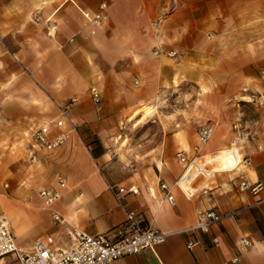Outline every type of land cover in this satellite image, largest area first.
I'll list each match as a JSON object with an SVG mask.
<instances>
[{"label":"crops","instance_id":"crops-1","mask_svg":"<svg viewBox=\"0 0 264 264\" xmlns=\"http://www.w3.org/2000/svg\"><path fill=\"white\" fill-rule=\"evenodd\" d=\"M102 2L107 20L92 35L81 9L96 11ZM77 3L0 0V212L18 246L50 236L69 247L73 228L105 233L136 211L143 227L169 235L111 264H264V191L238 188L242 179L264 184V0ZM49 17L55 37L46 34ZM93 89L102 94L101 110ZM240 102H253L258 116H246ZM67 105L78 132L54 151L32 148L28 132ZM143 105L154 108L151 117L128 121ZM207 124L214 137L184 168L176 153L191 154ZM246 126L239 142L252 166L236 170L229 149ZM59 175L67 187L46 206L40 192L59 188ZM130 185L139 193L119 192ZM211 207L225 217L208 231L186 230ZM243 237L251 246L240 251ZM190 240L199 243L189 249ZM0 264L21 263L8 254Z\"/></svg>","mask_w":264,"mask_h":264},{"label":"built area","instance_id":"built-area-1","mask_svg":"<svg viewBox=\"0 0 264 264\" xmlns=\"http://www.w3.org/2000/svg\"><path fill=\"white\" fill-rule=\"evenodd\" d=\"M65 3H73L78 5L77 0H64ZM108 4L102 2L96 11L81 9L83 17L87 23L92 26L90 33L96 34L97 27L101 26L107 20ZM38 21L39 17L35 16ZM46 34L55 37L58 31V25L51 17L46 19ZM73 40V39H71ZM157 55L174 56L176 51H163L158 48L154 51ZM264 77V72L262 73ZM245 91L247 88L244 89ZM92 98L98 110L103 108V97L100 91L93 89ZM76 99H73L74 102ZM0 99V108H1ZM69 105L60 107V115L50 121H46L32 128L28 132V139L32 148L39 147L47 151H54L61 147L70 137L72 133L78 132L77 123L68 114ZM123 128V127H122ZM57 131L53 134L54 131ZM216 127L214 125H202L198 129L197 142L193 146L192 153L189 154L185 150L176 153V157L186 168L193 160L201 156L203 148L214 137ZM243 153L244 155L240 154ZM234 151L238 159L239 168H249L252 166V159L245 154L242 149ZM242 157H241V156ZM34 159L35 156H32ZM203 177V175L201 176ZM178 180V179H177ZM176 181L175 184H177ZM59 188L43 189L40 195L46 206H51L54 202L61 198V189L67 187V179L61 175L57 177ZM196 185V183L194 184ZM110 189L114 185L109 184ZM161 187L167 190L165 199L174 202V195L170 191L166 183H162ZM238 188L241 192L250 191L254 195H259L264 191L262 181H254L251 179H242L239 181ZM120 193L131 192L139 193L137 185L121 186ZM184 192V191H183ZM188 198L195 195H189L184 192ZM260 200H264L262 197ZM55 220L61 221L62 218L58 213H53ZM225 215L219 213L214 207L202 210L198 213L196 223L186 230L192 231H208L215 224L220 222ZM142 218L136 211H128L126 213V221L105 233L92 235L84 230L73 228L69 231L71 238V246L59 247L54 243L53 237H45L37 239L28 249L20 248L16 242L15 235L11 228V221L5 212H0V258L8 254H14L21 264H111L126 255L138 254L147 248H154L166 241L169 233L149 225L143 227L141 225ZM198 241H188L187 247L193 249L198 245ZM215 245H219V238H214ZM251 246L248 237H243L238 243V248L243 251ZM239 257L233 259L238 261Z\"/></svg>","mask_w":264,"mask_h":264},{"label":"bare ground","instance_id":"bare-ground-1","mask_svg":"<svg viewBox=\"0 0 264 264\" xmlns=\"http://www.w3.org/2000/svg\"><path fill=\"white\" fill-rule=\"evenodd\" d=\"M154 110L152 109L151 106H148V105H143L141 106V108L137 109L134 114L130 117L129 121H132L134 120L135 118H137L138 116H140V118L137 120V124H141L143 123L149 116H151L153 114ZM235 150H238L240 152V148L236 146V143L233 144V146L231 147V149H229V156H230V159H231V162L233 165L237 164V157L235 156L234 154V151ZM241 155H243L241 152H240ZM240 155V156H241ZM242 157V156H241ZM228 159V158H227ZM197 169L199 171H204V168L203 166H199L197 167ZM189 175H188V178L187 179H182L183 181L185 180L186 182H189Z\"/></svg>","mask_w":264,"mask_h":264},{"label":"rangeland","instance_id":"rangeland-1","mask_svg":"<svg viewBox=\"0 0 264 264\" xmlns=\"http://www.w3.org/2000/svg\"><path fill=\"white\" fill-rule=\"evenodd\" d=\"M241 103V108L245 111V113H246V116H251V117H254V116H258V113H259V111H258V109L256 108V107H254L253 105H252V103L253 102H251V103H246V102H240ZM152 109H154V108H152ZM154 112H155V110H154ZM151 117V116H150ZM149 118V117H148ZM147 118V119H148ZM146 119V120H147ZM146 120L144 121V122H146ZM128 121H129V119H128ZM241 130H244V132L243 133H241L242 135H241V137H239V140L237 141V144H236V146L237 147H239V148H241L242 149V147L240 146V145H242L243 144V142H239V141H243L244 140V137H246L245 135H246V133H247V126L246 127H241ZM245 134V135H244ZM243 154V153H242ZM244 155V154H243ZM200 182V180H198V182H196V184L197 183H199Z\"/></svg>","mask_w":264,"mask_h":264}]
</instances>
